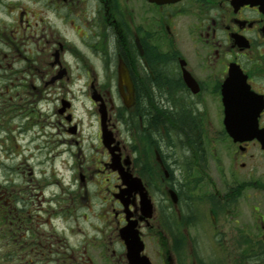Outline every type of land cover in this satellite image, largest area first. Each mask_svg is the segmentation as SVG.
I'll use <instances>...</instances> for the list:
<instances>
[{
  "label": "flooded vegetation",
  "instance_id": "obj_1",
  "mask_svg": "<svg viewBox=\"0 0 264 264\" xmlns=\"http://www.w3.org/2000/svg\"><path fill=\"white\" fill-rule=\"evenodd\" d=\"M0 8L17 11L14 31L0 37V120H26L18 126L26 145L36 140L41 147L54 129L68 173L65 180L52 166L55 181L44 184L62 190L53 194L51 210L62 227L48 217L34 224L42 214L32 215L26 198H11L3 184L7 237L19 236L27 264H96L89 247L104 251L102 264H208L198 247L203 203L210 264H264V0H51V11L76 40L58 31L51 43L45 40L39 51H47L46 70L34 62L43 58L31 59L8 37L28 35L36 43L46 37L32 30L38 23L11 1L0 0ZM14 49L18 58L6 61ZM66 50L82 61L81 70L70 69ZM229 77L234 99L242 100V87L249 92L243 104H234L244 109L240 119L250 122V106L259 108V139L235 142L225 131L222 86ZM75 86L88 94L95 117V150L88 154L67 96ZM45 102L56 115L46 130L40 124ZM239 200L246 214L236 213ZM94 201L98 234L91 240L77 227L74 235L75 219L87 220ZM107 220L110 235L102 230ZM128 225L141 245L133 260L120 232Z\"/></svg>",
  "mask_w": 264,
  "mask_h": 264
},
{
  "label": "rangeland",
  "instance_id": "obj_2",
  "mask_svg": "<svg viewBox=\"0 0 264 264\" xmlns=\"http://www.w3.org/2000/svg\"><path fill=\"white\" fill-rule=\"evenodd\" d=\"M11 1L12 4H15L18 9L20 6L26 7L28 13L26 14V18H30L32 23H38V27L32 29L37 30L38 35L40 32L46 35V37L42 38V40H36V43L40 42V44L34 43L28 35L22 39V41L17 38H13L11 35L8 36L12 39L13 45L16 44L17 48L27 54L31 59H35L38 55L40 58H43L42 63L39 61H35L38 67L46 70L48 65H45L44 60L46 57L44 56L47 51H39L42 47V44H45V40L48 43L54 39L56 31L58 34H62L64 37L69 38L71 40H76V38L72 35L71 30L67 25H63L60 21L55 17L53 12L50 9V1L51 0H5ZM15 14L17 15V11H13L10 13L4 12L0 8V37H5V35H9L14 31L12 22L15 18ZM57 26L58 28H55ZM34 27V26H33ZM31 30V31H32ZM28 32V30H27ZM79 34H82L81 31L78 30ZM49 35V36H48ZM15 46V45H14ZM44 46H47L45 44ZM38 47V48H37ZM3 48V43L0 41V50ZM37 48V49H36ZM71 51H67L64 53L65 58L68 61V66L73 71H79L82 69L80 65L81 62L78 59H73L70 56ZM11 57L18 58L17 51L14 49L11 51L9 57H7L6 61ZM48 61L51 57L47 58ZM2 62H5L3 59ZM23 64V63H22ZM12 65H16V61L12 62ZM19 65V63H18ZM22 65L19 66L17 72L22 71ZM75 74V73H74ZM20 75V73H18ZM3 72L0 71V84L3 81ZM78 86H75L74 92H68L67 96L70 97L74 103V113L81 124L82 129V144L83 150L85 153H92V150L95 148V117L92 113V105L89 101L88 94L78 90ZM57 91L61 93V89H54L53 91ZM59 96V95H57ZM3 102V101H2ZM54 106V105H53ZM50 103L45 102L42 108V116L40 118V124L44 130L49 129V122H54L56 115H54V108ZM26 120L21 118H11L9 120H0V217L3 216V208L2 203L4 197L7 196L4 193L5 187L7 186V192L11 193V198H14L16 195L19 197L26 198L27 204H25L26 209L32 214L40 213L43 218H39L34 216V224L40 223L41 219L50 218L51 223L56 226L62 227L64 224L61 223L60 219L54 218L56 217L55 213H51L53 208L52 196L53 194L58 193L62 195V190L60 187L54 185H44L47 180L49 182L55 181V178L52 174V166H55L59 169L60 173H63L64 179H67V171L65 170L66 158L65 154H62L55 147V130H50L44 135L46 137L42 138V146L40 147V142L34 140V142L26 145V141L28 137H24L21 139L18 131L21 130L18 126ZM36 128V126H35ZM39 128V127H38ZM7 134L9 136H7ZM29 137H31L29 133ZM40 139V137H39ZM29 140V138H28ZM29 147L30 150L26 151L25 148ZM224 147V144H222ZM29 167L33 170V173H29ZM246 171V170H245ZM212 173V172H210ZM242 173V172H241ZM240 173V175H241ZM214 177V174H210ZM257 176V175H255ZM241 179V176H240ZM3 184L6 185L3 187ZM56 194V195H58ZM19 198L17 197L15 201ZM99 203L94 201V203L90 207V211L88 212V219H75L74 221V235H77V227L85 228V234L89 236V239H93L98 233L96 232L100 229V224L97 222L95 214L97 213V209H99ZM208 205L203 203L201 205V216H200V227L204 232H198V247L200 249L199 256L210 264L212 257V238L210 231V218L207 212ZM236 213L238 214H246V209L242 201H238L235 206ZM99 211V210H98ZM96 212V213H95ZM95 213V214H94ZM244 216L240 217V223L244 220ZM42 226H39V231H41ZM6 228V224L0 222V264H27V260L24 258V254L20 252L18 245V235L16 239H8L7 236L2 237L1 230ZM7 229V228H6ZM102 230L106 232V235L112 234V229L110 227V222L107 220L102 225ZM4 231V230H3ZM17 232V230H16ZM19 233V232H18ZM38 234V233H37ZM78 236L72 237L70 242L75 243L77 241ZM10 251L14 252L13 255H17L14 257L10 256L6 257L7 253ZM99 248L97 247H89L88 255L91 256L93 261L96 264H102L104 261L103 255L104 251L98 253ZM3 257L4 259H1ZM7 258V259H6ZM33 258L28 256V262H30ZM34 260V259H33ZM49 260H53L50 258ZM40 264H49L48 261H42ZM53 264H69V262H64L60 260L59 262H53Z\"/></svg>",
  "mask_w": 264,
  "mask_h": 264
},
{
  "label": "water",
  "instance_id": "obj_3",
  "mask_svg": "<svg viewBox=\"0 0 264 264\" xmlns=\"http://www.w3.org/2000/svg\"><path fill=\"white\" fill-rule=\"evenodd\" d=\"M228 81L223 84V102H224V126L226 132L232 137L235 142H242L246 139L252 137L260 138L259 132L256 131V122L255 116L259 110L258 107H255L254 104L250 106L251 121L244 122L240 118H244L243 108H236L234 104L244 102V99L249 95V92L246 88L239 90L238 95L240 99H234L233 94L228 91ZM94 101L97 100L95 95H92ZM102 116V121H103ZM104 140L109 143L110 139L107 133L103 131ZM122 237L127 243L128 257L130 260H133L134 257H137L141 250V245L134 244V238L136 236V231H131V226L128 225L124 227L121 231ZM141 264H146L142 262Z\"/></svg>",
  "mask_w": 264,
  "mask_h": 264
},
{
  "label": "trees",
  "instance_id": "obj_4",
  "mask_svg": "<svg viewBox=\"0 0 264 264\" xmlns=\"http://www.w3.org/2000/svg\"><path fill=\"white\" fill-rule=\"evenodd\" d=\"M5 216H4V211H3V216L0 217V222L6 224V221H5ZM4 230V231H3ZM3 230H1V234H2V237H3V234L4 236H7L8 235V231L6 228H3ZM14 252H17V251H10L9 253H7L6 257L9 258L10 256H13V260H14V257L17 256V255H13ZM6 258V259H7ZM1 259H4L3 257H1Z\"/></svg>",
  "mask_w": 264,
  "mask_h": 264
}]
</instances>
